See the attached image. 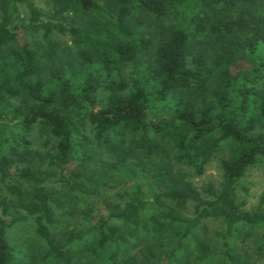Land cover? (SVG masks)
<instances>
[{
	"label": "trees",
	"instance_id": "obj_1",
	"mask_svg": "<svg viewBox=\"0 0 264 264\" xmlns=\"http://www.w3.org/2000/svg\"><path fill=\"white\" fill-rule=\"evenodd\" d=\"M49 3L0 0V180L14 168L20 182L0 196V264H70L76 243L86 244V264H139L133 246L147 253V240L160 236L170 240L162 264L194 253L210 264H256L233 240L249 224L264 242V194L251 212L236 198L237 183L264 157V0ZM21 6L27 19L16 24ZM33 137L51 144L50 167L75 162V177L97 163L102 146L123 168L136 158L139 168L124 172L143 174L148 192L135 180L115 201L80 191L99 211L88 205L79 226L56 238V211L69 202L36 168ZM223 145L233 153L220 161L222 185L202 198L181 167L203 174ZM26 215L43 254L19 261L8 232ZM208 218L225 223L217 263L197 233Z\"/></svg>",
	"mask_w": 264,
	"mask_h": 264
},
{
	"label": "rangeland",
	"instance_id": "obj_2",
	"mask_svg": "<svg viewBox=\"0 0 264 264\" xmlns=\"http://www.w3.org/2000/svg\"><path fill=\"white\" fill-rule=\"evenodd\" d=\"M35 5L48 10L50 8L49 0H31ZM18 17L15 19L16 24L26 22L28 12L25 7L21 6L18 9ZM27 40L30 43H34L35 37L26 33ZM62 41H68L69 36L67 34L60 36ZM104 95H99V105L103 104ZM198 102H203L206 99L197 97ZM33 148L41 153L42 159L36 157V168L42 170L48 177V181L55 185L58 189V200L69 202L64 208H60L56 211V215L59 223L53 225L52 229L55 231V237H62L65 232L75 229V226L83 221V211H86L87 206L93 207L92 215L99 211V204L92 202H83L81 199L80 191H91L92 193H98V196L105 195L109 200L115 201L118 199V194L123 195L124 192L129 191L126 189L133 183L140 186L145 192H148V182L144 179L143 174L140 177L127 174L124 169L137 166L136 158H129L127 165L123 168L117 163L115 151L109 147L102 146L98 149V156L96 164H92L91 168L83 173L82 177H75L72 174L79 173L75 162H72L64 167L48 165V159L44 154L51 150V144H45L43 139L33 137ZM233 153L230 145H223V147L213 156L211 161L205 166L203 174L196 175L194 171L188 167L182 166L181 169L186 177L191 180L194 187L198 190L202 198L207 197L206 189L209 185L213 186L215 190H218L223 182L222 171L220 167V161L224 158H228ZM79 171V172H78ZM10 176H7L4 180H0V196L9 197V194L3 187L20 183L17 177V172L14 168L10 171ZM130 173V172H127ZM67 175L68 182L61 181V175ZM236 198L237 202L243 203L242 209L245 211H254L259 203L262 195L264 194V157H259L255 164L250 166L245 175L240 179L236 185ZM105 193V194H104ZM81 198V199H80ZM147 203L152 201V196L147 195ZM96 202V200H94ZM86 203V204H84ZM193 206L188 205L187 215L192 214ZM264 212V204L261 207ZM27 216V215H26ZM28 217V216H27ZM77 226V227H78ZM79 228V227H78ZM225 223L223 219L208 218L202 220L197 233L200 238L205 240L206 243L212 249L209 260L219 262L220 249L222 244V235L224 234ZM236 238L233 243L237 245V248L248 255L256 264H264V242L260 241L261 228L257 225L244 224L236 228ZM8 238L13 246H15L20 252L18 255L19 261H24L23 255L27 254L32 258H38L43 254V243L35 236V228L33 225V219L28 217L27 220L22 221L11 227L8 232ZM150 249L149 252L143 253L139 249L143 246L135 247L130 251V255L138 254L139 264H162L166 261V249L170 242L165 236L163 237H150L148 240ZM86 247L84 243H76L71 251L73 252V258L70 264H86L87 257L81 254L83 248ZM182 264H210L205 262L204 258H200L197 253L191 254L186 260L184 258ZM63 264V263H60ZM224 264V263H223Z\"/></svg>",
	"mask_w": 264,
	"mask_h": 264
}]
</instances>
